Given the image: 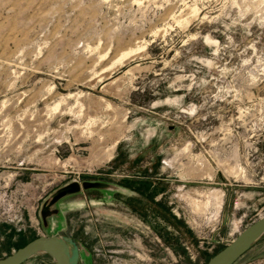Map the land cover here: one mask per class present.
Masks as SVG:
<instances>
[{"label":"rangeland","instance_id":"374dc122","mask_svg":"<svg viewBox=\"0 0 264 264\" xmlns=\"http://www.w3.org/2000/svg\"><path fill=\"white\" fill-rule=\"evenodd\" d=\"M263 215L264 0H0V258L204 264Z\"/></svg>","mask_w":264,"mask_h":264},{"label":"water","instance_id":"95a60500","mask_svg":"<svg viewBox=\"0 0 264 264\" xmlns=\"http://www.w3.org/2000/svg\"><path fill=\"white\" fill-rule=\"evenodd\" d=\"M84 187L97 186L84 182ZM79 189L78 183L59 193V196ZM264 234V215L242 229L228 244L213 254L204 264H233ZM39 253L48 254L55 264H78L79 245L71 238L59 235H39L25 245L0 258V264H23Z\"/></svg>","mask_w":264,"mask_h":264},{"label":"crops","instance_id":"0c3cea01","mask_svg":"<svg viewBox=\"0 0 264 264\" xmlns=\"http://www.w3.org/2000/svg\"><path fill=\"white\" fill-rule=\"evenodd\" d=\"M104 189H109V188H111V189H113V190H116V191H120V189H117L116 187H103ZM104 189H101V188H99L98 190H104ZM121 192H124V191H121ZM226 196V195H225ZM92 204H94V203H92ZM151 205L153 204V203H150ZM229 206H230V201L227 199V197H224V210H228L229 209ZM141 216H142V218L144 219V217H143V213H141ZM168 229V228H167ZM161 235L163 236V234L161 233ZM166 235L168 236V232L166 233ZM77 244H78V242H76ZM79 245V244H78Z\"/></svg>","mask_w":264,"mask_h":264},{"label":"trees","instance_id":"16d2710c","mask_svg":"<svg viewBox=\"0 0 264 264\" xmlns=\"http://www.w3.org/2000/svg\"><path fill=\"white\" fill-rule=\"evenodd\" d=\"M34 238H36V237H34ZM34 238H33V239H34ZM31 240H32V239H31ZM29 241H30V240H29ZM29 241H28V242H29ZM26 243H27V242H26ZM26 243H25V244H26ZM25 244H24V245H25ZM22 246H23V245H22ZM20 247H21V246H20ZM223 247H224V246H223ZM223 247H221L219 250H221ZM18 248H19V247H18ZM219 250H218V251H219ZM218 251H217V252H218ZM215 253H216V252H215ZM215 253H214V254H215ZM210 257H211V256H210ZM210 257H209V258H210ZM209 258H208V259H209ZM208 259H207V260H208ZM206 262H207V261H206Z\"/></svg>","mask_w":264,"mask_h":264},{"label":"built area","instance_id":"2783aa9c","mask_svg":"<svg viewBox=\"0 0 264 264\" xmlns=\"http://www.w3.org/2000/svg\"><path fill=\"white\" fill-rule=\"evenodd\" d=\"M213 233H214V235H216L217 233H218V230H217V228L216 229H213V231H212Z\"/></svg>","mask_w":264,"mask_h":264}]
</instances>
